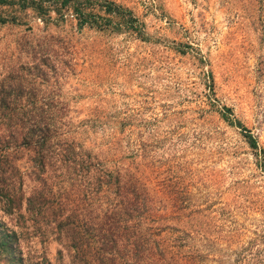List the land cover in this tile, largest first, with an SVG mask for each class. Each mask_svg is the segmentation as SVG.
Listing matches in <instances>:
<instances>
[{"label":"rangeland","instance_id":"rangeland-1","mask_svg":"<svg viewBox=\"0 0 264 264\" xmlns=\"http://www.w3.org/2000/svg\"><path fill=\"white\" fill-rule=\"evenodd\" d=\"M115 1L146 36L43 27L31 7L0 2V171L25 195L37 185L8 108L34 118L37 105L65 102L76 139L148 186L165 213L160 235L183 262L264 264V157L222 116L264 150V0ZM46 33L58 44L43 62ZM21 212L0 199V264H61V245L41 241L24 201Z\"/></svg>","mask_w":264,"mask_h":264},{"label":"trees","instance_id":"trees-1","mask_svg":"<svg viewBox=\"0 0 264 264\" xmlns=\"http://www.w3.org/2000/svg\"><path fill=\"white\" fill-rule=\"evenodd\" d=\"M0 2L10 4L16 0ZM17 2L31 7L43 27L50 23L61 27L70 21L78 30L87 26L146 36L132 9L115 0ZM4 20L0 15V21ZM56 36L42 35L38 45L43 62L49 45L58 44ZM21 108H8L6 119L11 123L13 116L15 123L20 120L24 128L21 142L30 152L31 175L37 185L25 195L17 190L10 171L1 170L4 180L0 181V199L7 213H16V218L23 216L24 201L27 217L41 241L51 237L61 245L57 249L61 264H68L61 261L63 250L69 264H195L192 256L183 262L186 256L171 247L175 245H165L159 232L165 213L142 178L128 167H111L76 139L65 102L37 105L34 118L30 117L31 109ZM222 116L239 126L255 153L261 152L264 157L263 148L248 127L223 112Z\"/></svg>","mask_w":264,"mask_h":264}]
</instances>
